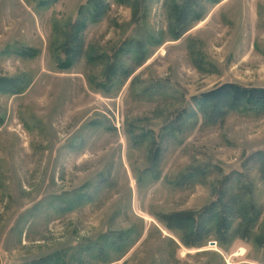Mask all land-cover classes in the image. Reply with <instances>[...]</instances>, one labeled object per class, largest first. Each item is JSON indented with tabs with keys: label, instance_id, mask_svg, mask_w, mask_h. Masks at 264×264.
<instances>
[{
	"label": "rangeland",
	"instance_id": "obj_1",
	"mask_svg": "<svg viewBox=\"0 0 264 264\" xmlns=\"http://www.w3.org/2000/svg\"><path fill=\"white\" fill-rule=\"evenodd\" d=\"M96 1L91 22L95 0H0V78L22 87L0 92V264H264V109L211 124L195 102L264 88V0H194L178 40L163 0ZM83 16L81 56L62 69ZM240 183L260 213L247 240L235 220L226 241L188 247L160 220Z\"/></svg>",
	"mask_w": 264,
	"mask_h": 264
},
{
	"label": "trees",
	"instance_id": "obj_2",
	"mask_svg": "<svg viewBox=\"0 0 264 264\" xmlns=\"http://www.w3.org/2000/svg\"><path fill=\"white\" fill-rule=\"evenodd\" d=\"M168 4L169 10L168 19L171 22L168 32L175 40L180 39L182 34L190 27L192 17L195 16L193 10L194 0H163ZM95 0L94 7L96 8L93 14L89 15L91 22L97 21L101 14V7H98ZM197 17L200 18V15ZM196 20L198 18H195ZM86 26L84 16L81 17L75 24L74 28L78 29L73 33L70 32L66 37V43L61 47L62 53L65 55L63 63L59 64L62 69H69L72 63L81 56V43L79 40V31ZM70 31V29H69ZM139 44L138 46H140ZM132 50L135 48L130 46ZM139 49V48H138ZM141 50V48L139 49ZM122 52L123 49L121 50ZM135 51V50H134ZM116 62H112L107 66L105 71L106 80L115 75L118 67ZM22 87L18 88L16 80H8L0 78V92L16 94L21 91ZM195 102L203 115L205 121L215 124L231 109L242 108L248 111H259L264 109V88H242L236 84H225L215 90L202 93ZM1 124V121H0ZM158 148L154 153L155 156ZM255 157L259 160L262 169V181L264 182V152L256 153ZM202 175V174H201ZM199 179V171L193 174H188L182 177L181 183L194 181ZM241 183L235 189H222L217 191L216 201H213L208 206L204 207L198 213L175 212L174 214H166L160 217L164 226L171 231H177L183 234L182 241L186 246H194L200 243L209 232H216L219 238L223 241L228 239V235L232 232L234 221L237 220V229L234 235L240 239H246L251 235V231L255 228L259 221L260 213L253 204L252 197H246L239 193ZM246 197V198H244ZM264 237V235L262 236ZM254 241L258 245L264 246V238L256 237ZM198 242V243H196ZM196 243V244H195ZM43 258L40 261L32 264H63L62 260L56 258ZM82 264V262H81ZM86 264V263H85Z\"/></svg>",
	"mask_w": 264,
	"mask_h": 264
},
{
	"label": "water",
	"instance_id": "obj_3",
	"mask_svg": "<svg viewBox=\"0 0 264 264\" xmlns=\"http://www.w3.org/2000/svg\"><path fill=\"white\" fill-rule=\"evenodd\" d=\"M211 245H216L215 243H210Z\"/></svg>",
	"mask_w": 264,
	"mask_h": 264
}]
</instances>
